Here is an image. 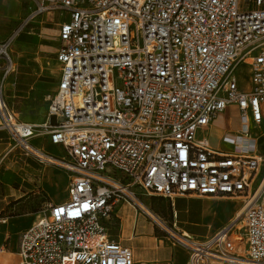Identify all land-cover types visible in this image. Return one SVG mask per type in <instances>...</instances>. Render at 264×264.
Instances as JSON below:
<instances>
[{
    "label": "built area",
    "instance_id": "obj_1",
    "mask_svg": "<svg viewBox=\"0 0 264 264\" xmlns=\"http://www.w3.org/2000/svg\"><path fill=\"white\" fill-rule=\"evenodd\" d=\"M34 1L22 27L42 13L68 15L58 87L42 123L21 120L4 94L21 29L0 40V130L25 155L67 171L69 183L68 200L48 204L20 233V264H135L106 226L123 202L184 245L188 264H264V155L250 127L264 121V0ZM241 65L248 89L237 79ZM230 105L241 128L223 137L231 149H212L198 133ZM38 131L62 154L31 145ZM185 195L244 204L195 238L141 200Z\"/></svg>",
    "mask_w": 264,
    "mask_h": 264
},
{
    "label": "crops",
    "instance_id": "obj_2",
    "mask_svg": "<svg viewBox=\"0 0 264 264\" xmlns=\"http://www.w3.org/2000/svg\"><path fill=\"white\" fill-rule=\"evenodd\" d=\"M29 2L34 5L32 8L30 4L29 9L34 10L36 2ZM66 19L68 15L61 11L42 13L20 28V31L25 27L26 30L16 43L11 44L15 72L6 80L4 94L18 116L34 115L33 119L23 121L42 123L45 120L49 105L46 102L59 83L60 66L56 55L60 25ZM241 87L248 89L249 86ZM220 117L218 114L198 137L206 138L212 149L229 150L231 147L223 137L236 133L241 127H220ZM263 124L264 121L259 126ZM250 125L258 140V151L264 155L259 139L261 134L264 135V129L255 135L253 128L258 125L254 122ZM2 132L7 138L0 136V264H20V233L36 222L39 212L48 204L68 200L69 174L56 165L42 164L25 155L13 145L8 132L0 130ZM43 133L38 131V135L30 140L31 145L53 156L61 155V148L53 145L48 135H41ZM214 137L220 142L219 146L212 144ZM141 200L168 224L174 223L179 231L195 238L215 233L235 219L244 204L243 198L196 195L173 199L141 196ZM106 226L112 238L132 249L135 264H188L189 250L171 241L144 212L129 203L119 204Z\"/></svg>",
    "mask_w": 264,
    "mask_h": 264
},
{
    "label": "rangeland",
    "instance_id": "obj_3",
    "mask_svg": "<svg viewBox=\"0 0 264 264\" xmlns=\"http://www.w3.org/2000/svg\"><path fill=\"white\" fill-rule=\"evenodd\" d=\"M30 4L31 3L29 2V0H0V39L6 40L11 35H13L14 32H17L18 30H20V28L23 25V19L29 16L31 12L33 11L32 9H29ZM30 6L34 8V5L31 4ZM58 16L59 18L61 17L60 14ZM25 30H26V27L23 28V30L19 32V35L16 36L13 43H16V41H18L19 36ZM10 56L13 59L11 52H10ZM236 75H237L239 84L243 87H246L249 81V67H247L246 65H241L238 68ZM50 94H51L50 95L51 97L49 98V101L46 102L47 104L50 102V99L53 97L54 93L51 92ZM220 114H221V117L219 119L220 127H229V126H232L234 128L241 127V111L239 110L237 106L228 107L224 112ZM19 118L22 120L29 119V118L33 119L34 115H31L29 117V116L20 114ZM261 128L264 129V124L262 126H257L256 128L255 127L253 128V132L255 133V135L258 134L262 130ZM0 136H2L3 138H7L5 132L0 133ZM259 139L261 142L262 151L264 152V135L261 134ZM212 144L215 146H219L220 142L218 141L216 137H214L212 139Z\"/></svg>",
    "mask_w": 264,
    "mask_h": 264
},
{
    "label": "bare ground",
    "instance_id": "obj_4",
    "mask_svg": "<svg viewBox=\"0 0 264 264\" xmlns=\"http://www.w3.org/2000/svg\"><path fill=\"white\" fill-rule=\"evenodd\" d=\"M141 205H142V203H141ZM144 206V205H143ZM153 216H155V214L153 213V212H151V211H149Z\"/></svg>",
    "mask_w": 264,
    "mask_h": 264
}]
</instances>
